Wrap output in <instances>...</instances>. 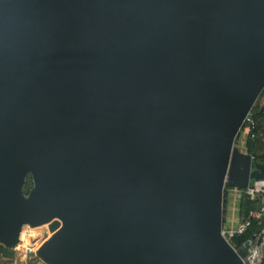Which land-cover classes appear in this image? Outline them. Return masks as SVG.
<instances>
[{
	"label": "water",
	"instance_id": "95a60500",
	"mask_svg": "<svg viewBox=\"0 0 264 264\" xmlns=\"http://www.w3.org/2000/svg\"><path fill=\"white\" fill-rule=\"evenodd\" d=\"M263 90L264 0H0V244L49 224L46 264H246L224 189L264 180L235 146Z\"/></svg>",
	"mask_w": 264,
	"mask_h": 264
},
{
	"label": "trees",
	"instance_id": "16d2710c",
	"mask_svg": "<svg viewBox=\"0 0 264 264\" xmlns=\"http://www.w3.org/2000/svg\"><path fill=\"white\" fill-rule=\"evenodd\" d=\"M264 90L260 97L257 99L252 109L250 121H245L242 129L247 125H250L252 132L249 134L248 140L246 141V151L251 154H255L259 162H264ZM241 129V130H242ZM263 134V135H261ZM28 193V190H25ZM225 196H228V189L225 192ZM226 200V198H225ZM240 200V217H247L251 211L261 209L264 206V194L260 195L256 199H251L244 193L239 198ZM226 205V201L224 203ZM225 220H223V223ZM264 227V210L263 217L261 219H252L250 226L247 230L239 235H235L232 238V244L236 248H243L247 245L248 241L254 236L260 229ZM15 251H11L5 246L0 244V258L6 262L13 260ZM261 264H264V255Z\"/></svg>",
	"mask_w": 264,
	"mask_h": 264
},
{
	"label": "rangeland",
	"instance_id": "374dc122",
	"mask_svg": "<svg viewBox=\"0 0 264 264\" xmlns=\"http://www.w3.org/2000/svg\"><path fill=\"white\" fill-rule=\"evenodd\" d=\"M248 117H251V115H249ZM241 129H240L239 134H238V136L236 138L235 146L238 147L242 152L247 153V151H246V141L248 140L249 133L247 132L245 127H244V129H242V130ZM33 185H34L33 177H32V174L29 173L26 176V178H25V183H24V187H23L24 191L28 190V192H29L31 190V188L33 187ZM228 188H231V187H228L227 185H225V189H224V203L226 201V205H223V220H225V222L223 223V224H225V225H223L224 226L223 228H226L227 226L230 225V222L228 223V221L226 219L231 218L233 216L236 219V218H238L240 216V210H239L240 209V200H239V198L234 200V198L231 197L230 195H228L226 197L225 196V192L227 191ZM225 198H226V200H225ZM44 226L45 225L35 226L34 227V226H30L29 224L24 225L23 228H22V233H21V237H20V243L15 248L10 249L11 251H15V255L13 257V260L10 261V262H6V261H4V259L0 258V264H28V261L31 259V257H34L35 253L31 252V251L23 250V245H21L19 249H18V246L20 244L24 243V242H22V238H23V239L26 240V243H29L30 245L34 246L35 249L37 250L42 245L41 242L44 240V233H45V231L47 229ZM37 238H38V241H34ZM239 250L245 251L243 253L244 254V258H245V257L249 256V253H251L252 247H250V245L249 246L247 245V246H245L243 248H239ZM261 253L264 254V245L262 247ZM245 261H246L247 264H249L246 259H245Z\"/></svg>",
	"mask_w": 264,
	"mask_h": 264
},
{
	"label": "built area",
	"instance_id": "2783aa9c",
	"mask_svg": "<svg viewBox=\"0 0 264 264\" xmlns=\"http://www.w3.org/2000/svg\"><path fill=\"white\" fill-rule=\"evenodd\" d=\"M246 120L250 121L251 119H250V117H248ZM245 129L247 130V132L249 134L252 132V128L250 125H247L245 127ZM261 135H263V134H261ZM262 183H264V180H255L251 183V185L248 188L242 189V190L238 189V188H232V189L228 188V195H230L231 197L234 198V200H236L237 198H240L241 195L244 193L245 195L249 196L251 199H256L260 195L264 194V184H262ZM263 210H264V206L261 209L251 211L250 214L245 218H241L239 216L238 218L235 219L233 216L231 218L226 219L228 221V223L230 222V225L227 226L226 228H222V233L225 236V238L232 244V238L235 235H239V234L244 233L247 230V228L250 226L252 219H261L263 217ZM223 225H225V224H223ZM46 228L47 229L44 233V240L41 243H43L48 238V234H50V230H49L48 226ZM34 241H38V238L35 239ZM249 241L247 243L248 246L250 245ZM22 242H24V243L20 244L18 246V249L20 248L21 245H23V250H27V251H31V252L35 253L36 249L34 246L30 245L29 243H26V240L23 238H22ZM263 245H264V242L261 246V249L259 250V253L257 254V256L255 257V259L253 261H251V255L250 254L248 257H246V260L248 261L249 264H261L262 258L264 255L261 253ZM232 246H233V244H232ZM28 264H46V263L43 262L42 260H40L39 258H37L36 255H34V257H31V259L28 261Z\"/></svg>",
	"mask_w": 264,
	"mask_h": 264
},
{
	"label": "bare ground",
	"instance_id": "6f19581e",
	"mask_svg": "<svg viewBox=\"0 0 264 264\" xmlns=\"http://www.w3.org/2000/svg\"><path fill=\"white\" fill-rule=\"evenodd\" d=\"M235 176V175H234ZM262 184H264V183H262ZM48 226V228H49V224H45V226L44 227H47ZM52 234V232L50 231V234H48V237H49V235H51ZM261 237H263L262 239H263V241H264V233L262 234V236H258L255 240H253V241H251V243H250V247H252V251H251V253H249L250 255H251V261H253L254 259H255V257L257 256V254L259 253V250L261 249V246H262V244H263V242L261 243V244H259L258 245V240L261 238ZM257 241V242H256ZM43 244V243H42ZM257 244V245H256ZM258 246V247H257ZM243 259H244V261H245V259H246V257L244 258L243 257ZM245 263H246V261H245ZM247 264V263H246Z\"/></svg>",
	"mask_w": 264,
	"mask_h": 264
},
{
	"label": "crops",
	"instance_id": "0c3cea01",
	"mask_svg": "<svg viewBox=\"0 0 264 264\" xmlns=\"http://www.w3.org/2000/svg\"><path fill=\"white\" fill-rule=\"evenodd\" d=\"M262 102L264 103V98H263Z\"/></svg>",
	"mask_w": 264,
	"mask_h": 264
}]
</instances>
